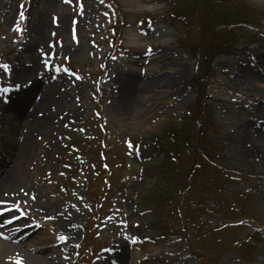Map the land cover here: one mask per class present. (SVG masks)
<instances>
[{
  "label": "rangeland",
  "instance_id": "374dc122",
  "mask_svg": "<svg viewBox=\"0 0 264 264\" xmlns=\"http://www.w3.org/2000/svg\"><path fill=\"white\" fill-rule=\"evenodd\" d=\"M186 1L192 23L173 15L183 0H0V161L11 160L23 119L4 118L1 101H27L34 81L56 86L39 115L52 122L36 123L25 167L55 217L19 197L0 203L16 217L0 228L41 258L3 253L0 264H264V142L254 135L264 131V78L235 64L244 49H264V0ZM217 5L231 13L220 17ZM224 28L237 45L205 59ZM161 29L170 34L156 39ZM203 129L217 146L216 174L197 173ZM216 179L219 192L207 187ZM64 215L78 231L70 257Z\"/></svg>",
  "mask_w": 264,
  "mask_h": 264
},
{
  "label": "bare ground",
  "instance_id": "6f19581e",
  "mask_svg": "<svg viewBox=\"0 0 264 264\" xmlns=\"http://www.w3.org/2000/svg\"><path fill=\"white\" fill-rule=\"evenodd\" d=\"M151 2H157V0H149ZM43 30L46 27L45 24L42 25ZM170 33L166 30H158L153 32V36L156 39L166 38ZM167 41L165 40V43ZM157 59L160 56H156ZM255 63H254V62ZM237 66V71L239 75L245 76L248 79H258L264 78V73L260 72L258 69L259 64L264 65V49L260 48L257 52L251 51L250 49H244L240 56L237 57L235 62ZM257 68L252 67L251 65ZM31 66L20 68L16 71V77L26 80L27 75L31 73ZM177 74H175L176 76ZM171 75L167 77L170 81ZM136 78L134 77V80ZM154 82L162 81V78L154 79ZM35 82V83H34ZM30 86L32 87L35 96L32 95L28 97V100L23 99L17 94H9L4 97L1 101V108L3 109L4 118H11L12 115L17 113V118L23 117L17 124V127H13L17 132V139L13 142L9 141V145L14 147L13 156L10 161H0V165L4 167L3 175L0 176V201H10L16 200V198H21L28 205L31 210L39 212V214H46L55 217L54 210L51 204L43 200L44 196L36 193L34 186L26 183L25 177V167H27V160L29 155L32 153L34 147L37 144V131L38 126L36 123L42 122L49 124L51 118H49L50 113L46 114L45 117H39V115L45 113L51 103V98L54 96L56 86L53 83L47 85H42L41 82L34 81ZM17 84L22 85V82ZM152 82L144 81L141 86L143 89H147ZM28 86V85H26ZM41 90V91H40ZM12 114V115H11ZM4 119L0 118V128H2V123ZM41 123V124H42ZM50 128V127H49ZM262 130V129H261ZM263 131V130H262ZM19 135V136H18ZM256 137V145H261L264 142V131L254 134ZM20 137V138H18ZM64 217L59 218V227L66 229V242L64 244V249L67 251V256H72V248L77 238V228L74 218L64 215ZM13 218L7 214L0 213V226L1 224L7 225L10 219ZM25 220V216H23ZM13 237V238H12ZM30 245L27 241H17L14 233H9L8 231L0 228V255L3 253H12L17 255L29 256L34 259V261L41 260L40 257L30 254ZM38 251V250H36Z\"/></svg>",
  "mask_w": 264,
  "mask_h": 264
},
{
  "label": "trees",
  "instance_id": "16d2710c",
  "mask_svg": "<svg viewBox=\"0 0 264 264\" xmlns=\"http://www.w3.org/2000/svg\"><path fill=\"white\" fill-rule=\"evenodd\" d=\"M219 16L224 17L226 15L224 13H222V14H219ZM240 22L245 23V22H249V21L248 20H239L237 23H240ZM216 24H214V26H216ZM227 24H229V23H227ZM228 30L229 29H227V28H224L221 30L219 29V30L215 31L214 36L211 35L214 40H209L211 42L212 47H208V48H211L213 51L211 54L205 53V55H203L205 59H208V58L210 59L211 57H213V55H215L214 53H219L221 51H223L225 53H231L230 50L234 46H236L237 44L236 43L232 44V41H230L231 39H235L233 37H231L230 40H228V39L225 40V37H228V35L230 34V31H228ZM225 31H228L227 35L225 34L226 33ZM234 32L235 31H233L232 32L233 34H231V35H234L235 34ZM196 105H197V103H196ZM202 131L204 132V134H202V136H201V137H203L202 143L200 145V142H199L196 145L197 148H195V151L197 152V158L195 159V161L197 162V167L199 168V169L197 168L198 169L197 173L200 174L201 170L205 171L207 169H211V170L213 169L214 174H216L217 171L214 168H216L217 165L213 162V157L215 156V153H216L215 150H216L217 146L206 138L207 135L205 134V129H203ZM189 150H190L189 145L186 144L183 147V150L181 152H178V153H179V155H181V158L182 157H188V156L190 157ZM203 154L205 156H203ZM200 157L207 159L208 164L202 163L201 167H200V160H199ZM180 181H182V180H180ZM207 184L209 185L207 187L210 188L211 191L214 190L215 188H218V192L220 191V186L218 185V184H220V181L218 179H216L215 182H213V180L211 182L207 181ZM215 184H216V186H215ZM181 195L183 196V194H180V196ZM238 244H240V242H238Z\"/></svg>",
  "mask_w": 264,
  "mask_h": 264
},
{
  "label": "snow or ice",
  "instance_id": "6c2138e0",
  "mask_svg": "<svg viewBox=\"0 0 264 264\" xmlns=\"http://www.w3.org/2000/svg\"><path fill=\"white\" fill-rule=\"evenodd\" d=\"M20 18L21 19H24L25 17H24V15H23V12H21L20 13ZM17 30H20L19 28L17 29ZM3 67H5V68H7L8 66L7 65H3ZM3 91H8V89L7 88H5V89H3ZM0 203H6L5 201H0ZM13 207H18V205H13ZM16 217L15 216H13V219H15ZM63 238H65V237H62V239Z\"/></svg>",
  "mask_w": 264,
  "mask_h": 264
}]
</instances>
